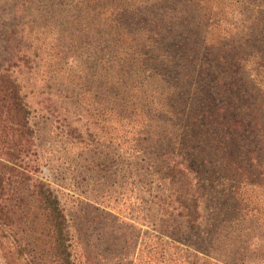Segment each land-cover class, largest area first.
Segmentation results:
<instances>
[{"label": "trees", "instance_id": "16d2710c", "mask_svg": "<svg viewBox=\"0 0 264 264\" xmlns=\"http://www.w3.org/2000/svg\"><path fill=\"white\" fill-rule=\"evenodd\" d=\"M43 1L34 24L54 32L62 18L67 35L2 38L3 264H132L137 224L166 264H264V0ZM87 48L100 53L98 119L111 131L62 121L63 152L46 155L20 77L67 81L68 53ZM69 189L94 211L99 248L80 247ZM119 195L135 202L129 224L112 212Z\"/></svg>", "mask_w": 264, "mask_h": 264}, {"label": "rangeland", "instance_id": "374dc122", "mask_svg": "<svg viewBox=\"0 0 264 264\" xmlns=\"http://www.w3.org/2000/svg\"><path fill=\"white\" fill-rule=\"evenodd\" d=\"M34 1L36 0H0V56L5 55L6 48L2 38L5 39L7 36L13 37V41L19 43V40L20 42L26 39L31 40L37 32L38 35L36 38L45 41L49 46H54V43L50 42L54 32L58 34L61 31L63 34L67 35V33L63 31L64 23L62 18H59L57 22L47 23L46 26L50 24L55 26L54 32L51 28L48 29L46 33L44 28H38V24H34V18L37 16V6H35ZM42 3L46 4L47 2L44 0ZM183 9L184 14L188 13L189 17L187 19L191 23H194V7H184ZM64 13L67 16L71 14L70 12ZM41 32L43 34L39 36ZM44 32L46 34H44ZM71 35L75 36V31L73 29L68 32V37ZM15 43L14 47H17ZM68 56L67 67L69 72H67L68 76L65 78L67 81H64V79L62 80L61 75H58L57 80L48 81L45 77L44 81L40 82V80L38 81V79L34 77L33 72L23 74L20 77L25 86L23 92L25 93L26 101L30 108V124L36 131L35 134L38 136L36 144L42 146L40 148L44 150V154L46 155H48V153H53L55 150L61 153L63 152L58 148L62 145L59 137L61 136V125L65 123V121H68L71 126H74L75 119H79V125H82L84 120L87 122V129L94 133L101 132L100 128H103L105 131L108 129H105L107 125L101 124V121L98 119V102L99 100L101 101L102 98L100 97V92L103 93L102 90H104V86L101 85L98 79V59L100 58V53L94 48H87V50L82 51L72 49L68 53ZM107 93L111 95L113 91L108 88ZM91 123H93V125H91ZM95 123L99 124V127H96L94 125ZM109 130L111 131V129H108V131ZM120 154H123L122 151ZM70 190L71 189H69V191H64L73 201L66 206V209L69 212L72 228L81 243L80 247L83 249L84 247L95 249L98 245L97 247L99 248V242H97L96 238L98 235H101L102 227L98 224L89 223L94 211L81 204L80 202L83 197L79 196L77 198V193L74 192L75 194H73ZM127 199L128 200L125 201L124 195H119V206L115 208V211H112L119 223L127 222L129 224L131 222H129L128 218L130 216L137 217L138 215L137 211H135L136 205L135 202L133 203V198L128 197ZM131 203L133 206L130 209L133 210H127L126 208H129ZM202 207L203 204L201 205V209ZM205 208L207 209L206 206H204V209ZM135 226L136 231L129 229L127 230L126 236L129 237L130 234L135 242L132 264H143V262L146 264L148 260L151 262L150 264H166L169 256L165 252L160 253L161 249L156 245H154L157 247L154 253H146L147 245L149 244V240L146 241L148 239L147 237L151 239L150 242L152 244L153 238L151 236L154 232L150 231V229L146 228L144 225L137 224ZM188 252L191 251L188 250ZM139 253H141L140 258L138 256L140 255ZM190 258L191 257L185 260H189ZM181 260L184 261L182 255ZM83 261L84 259H76L75 263L85 264ZM115 263L116 258H109L108 261L104 262V264ZM0 264H3L1 257ZM169 264L174 263L172 262Z\"/></svg>", "mask_w": 264, "mask_h": 264}]
</instances>
